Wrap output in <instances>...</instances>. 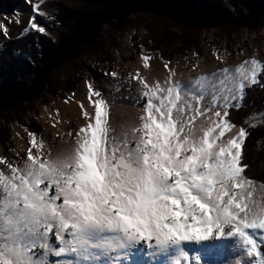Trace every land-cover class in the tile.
Masks as SVG:
<instances>
[{"label": "snow or ice", "instance_id": "6c2138e0", "mask_svg": "<svg viewBox=\"0 0 264 264\" xmlns=\"http://www.w3.org/2000/svg\"><path fill=\"white\" fill-rule=\"evenodd\" d=\"M22 3L23 25L19 10L0 13V64L30 59L18 42L38 44L58 22L46 0ZM127 44L132 70L102 68L81 97L61 98L78 106L77 126L54 100L34 117L39 131L14 127L22 143L0 152V264H214L222 249L205 261L182 242L233 236L247 257L235 264H264V182L247 174L246 157L264 110L244 112L248 92L264 91V57L230 65L213 48V68L202 69L197 51L181 64L132 36ZM114 107L132 111L117 121Z\"/></svg>", "mask_w": 264, "mask_h": 264}, {"label": "rangeland", "instance_id": "374dc122", "mask_svg": "<svg viewBox=\"0 0 264 264\" xmlns=\"http://www.w3.org/2000/svg\"><path fill=\"white\" fill-rule=\"evenodd\" d=\"M15 1L18 2V7L16 10L21 12V21L23 25V22L27 20V6L22 3V0ZM187 1L195 8L199 6L201 2V0ZM234 1L236 3L237 0ZM32 2L39 3V0H32ZM259 2L260 4H264L263 0H260ZM6 14L11 15L12 12ZM154 16L156 15L144 12L131 13L126 17L125 21L117 30L115 29L114 21L107 22L102 26L99 35L95 39V41H97L96 48L86 52L85 54H82L81 56L71 59L72 61L70 62H72V65H75V67L70 65L66 68H60L61 70H58L57 72L56 69L63 63L62 62L54 71L51 72L53 73V77L50 79V85L48 84L49 87L52 86V88L49 89L50 92L45 91L47 87L46 83L43 91L39 93L34 99H31L27 102H22V105L16 108L15 106L20 103L18 102L11 109L5 111V119L0 122V152L5 151L10 145L15 146V140L14 137H12V130L16 125L25 124L30 129H37V131L43 127L42 123L34 119V117L40 114V111L44 105L51 106L54 100L56 103L60 102L61 98L66 93L62 92L59 87L66 85V82L67 84H74L73 90L77 92L79 89L81 91L83 81L86 78L91 79L93 76H95L97 79H101L99 73L102 68L118 66L120 71L124 73L132 70L134 63L131 62L135 61L136 53L133 52L127 44L128 36H132L133 40H135L137 44L143 43L146 50H151L153 53L158 51L162 53L165 58H172L173 60L181 59V64L184 63L182 59L184 55L190 56L192 51H197L201 54V59L203 61L201 64L202 69L213 68L215 61L213 58H211V56H209V54L206 53V51L211 53L213 48L222 53L226 51L228 54V63L230 65L234 64L235 62H239V60L242 58V55L251 54L253 52H255L259 57H264V27L233 28L231 25H226L230 28H225L226 26H220L216 28L192 29L196 30L194 34L195 45L188 46L186 43L187 41H190L191 38L187 31H183V29L190 28H184L178 23L169 20L168 18L157 16L160 18H165L170 22L160 21ZM58 24V22L53 23L48 27V29L50 30L55 28L58 26ZM49 30H47L48 35L42 36V38L48 40V43L50 42L49 45H52L54 43V39L51 37ZM17 32V27L13 25L11 34L16 36ZM154 37L157 38L156 41L153 40ZM149 41H151V43H149ZM36 47L35 57L26 60V64H28L30 67H33L35 61H39L41 52H43L37 44ZM205 47H207V50H205ZM151 63L155 69L159 61L153 59ZM17 76L18 74H15L14 77ZM117 103L118 105H131L132 101L120 100ZM131 111L132 109L130 107L127 109L114 107L113 115L116 120L119 121L126 118L127 113ZM122 112L124 113L123 116L121 115ZM79 119H83V117H79ZM229 238L234 239L235 236ZM231 241L233 240H230V242ZM188 243L191 244L192 241H186L185 244ZM236 244L237 243L231 245L232 249H230L231 253L229 252L230 256L228 260H221L218 264H235V261L238 258L242 260L247 259V257H240L238 250L239 245ZM213 250H217V248L212 247L211 251Z\"/></svg>", "mask_w": 264, "mask_h": 264}, {"label": "trees", "instance_id": "16d2710c", "mask_svg": "<svg viewBox=\"0 0 264 264\" xmlns=\"http://www.w3.org/2000/svg\"><path fill=\"white\" fill-rule=\"evenodd\" d=\"M114 1L115 0H46L48 11L55 12L58 16V26L50 30L47 29L49 30L51 37L54 39V43L49 45L50 42L48 43V40L41 37L39 43L37 44L36 38L33 36L20 40L17 47L21 48L25 52H29L31 54V58L36 55L37 44L41 48V51H43L41 52V57L39 61L34 62L33 67H30L26 64V61L11 60L5 56L3 58V63L0 64V88L15 84H29L32 80L34 70L40 66L45 58L51 55L60 42L68 38L72 27L78 18L95 13L102 8L104 3ZM259 1L260 0H237L235 3L234 0H201L199 6L196 8L200 11H213L230 19H240L246 9L250 6L258 9H264V4H260ZM17 7L18 2L15 0H0V13H11L14 9L16 10ZM154 17L160 21L170 22L165 18L157 16ZM225 28L230 27L226 26ZM183 31H187L191 38L190 41H187L186 45H195L194 34L196 30L183 29ZM153 40L156 41L157 38L154 37ZM29 41H32V47L28 46ZM96 42L97 41H95L91 47L77 46L73 50L71 58L63 62L56 69V71L58 72V70H61L60 68H66L70 65L75 67V65H72V62H70L72 61L71 59L81 56L90 50H94L96 48ZM15 74H18V76L14 77ZM52 74L53 73H50L47 78L46 92H50L49 89L52 88V86L49 87L51 81L50 79L53 77ZM73 88L74 84H67V82L66 85L59 87V89H61L64 93L73 91ZM247 100L249 105L244 112L251 113L254 111L264 110V91H261L259 88L250 90L248 92ZM21 105L22 102L17 104L15 107L18 108ZM5 116L6 113L0 112V122L5 119ZM242 118L243 113L233 116V119L237 122H240ZM251 131L252 134L247 141L246 148L247 163L249 164L247 174L258 182H264V127ZM261 250L264 251V249Z\"/></svg>", "mask_w": 264, "mask_h": 264}, {"label": "water", "instance_id": "95a60500", "mask_svg": "<svg viewBox=\"0 0 264 264\" xmlns=\"http://www.w3.org/2000/svg\"><path fill=\"white\" fill-rule=\"evenodd\" d=\"M134 12L165 17L184 28H216L231 25L233 28L264 27V9L250 6L240 19H230L213 11H200L187 0H115L106 2L95 13L78 18L67 39L45 58L32 75L29 84H15L0 88V111L11 109L18 102L34 99L46 86L48 74L69 59L77 46L90 47L101 28L109 21L119 29L126 17Z\"/></svg>", "mask_w": 264, "mask_h": 264}, {"label": "bare ground", "instance_id": "6f19581e", "mask_svg": "<svg viewBox=\"0 0 264 264\" xmlns=\"http://www.w3.org/2000/svg\"><path fill=\"white\" fill-rule=\"evenodd\" d=\"M207 50V47H205ZM207 54H209L210 56V52L209 51H206ZM76 95L77 97H81L83 95V85L81 87V91L80 89L76 92ZM58 105H60V102H57ZM62 107V110H63V113L66 114V117L69 118L72 122V125L73 127L77 126L78 124V106H74V105H69L67 107H64L63 105H60ZM14 129V128H13ZM17 131H19L18 128H16ZM13 132V130H12ZM45 135L47 136L48 133L46 132ZM14 140H15V146H19L22 141H20L18 138H15L14 137ZM229 237H226V238H222L221 240H218V241H211V242H207V243H202V244H199L197 245L194 241H192V243H188V244H185L183 243V246L184 248L189 252H198L202 255V258L207 261V256H208V253L211 252V249L212 247H216L217 250H221L222 251L220 252V254L216 257H214V264H218L221 260L222 261H226L228 260L229 258V252L231 253V245L234 244V243H237L236 245H239L238 244V238H229ZM230 240H233L230 242ZM231 258V257H230ZM163 261H164V258L161 257L159 258V264H163Z\"/></svg>", "mask_w": 264, "mask_h": 264}]
</instances>
